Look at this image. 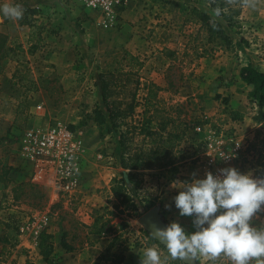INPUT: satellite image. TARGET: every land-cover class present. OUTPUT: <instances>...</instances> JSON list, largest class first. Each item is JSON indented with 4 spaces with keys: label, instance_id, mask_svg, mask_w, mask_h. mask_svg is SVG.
<instances>
[{
    "label": "rangeland",
    "instance_id": "374dc122",
    "mask_svg": "<svg viewBox=\"0 0 264 264\" xmlns=\"http://www.w3.org/2000/svg\"><path fill=\"white\" fill-rule=\"evenodd\" d=\"M25 2L28 0H0V5L23 6ZM210 3L211 0H130L123 23L114 29L95 26V12L84 10L65 28L48 29L52 36H63L65 47L61 52L44 38L46 26L38 24L40 19L31 16L24 6L22 19H3L0 30L8 32L11 41L9 50L0 56V264H115L103 257L119 253L124 247L128 249L125 256L129 250L138 251L133 264H140V255L147 247H158L166 254L164 245L148 237L141 222L146 212L140 210L128 217L114 208L112 184L121 171L115 156L118 136L109 134L108 127L101 130L92 116L101 101L100 71L113 70L125 52L139 56L145 63L136 124L144 120L145 99L149 87L155 85L156 107L147 116L153 119L154 128L173 120L168 130H178L184 120L191 127V136L200 134L198 128L238 135L245 141L246 150L234 168L254 178L264 176V120L258 105L244 96V90L235 92L236 100L242 98L258 125H253L252 135H242L227 122L235 95L232 89L243 65L240 54L216 48L212 56L196 55V51L201 52L203 47L211 50L213 45L208 43L206 29L190 16V9L211 12ZM27 21L30 24L26 25ZM238 21L239 28L233 29L237 31L235 38L242 39L248 53L264 64V0L255 10L243 7ZM60 122L83 141L81 186L74 193L61 191L49 180L34 182L32 165L19 153L20 137L28 128ZM84 122V126L80 125ZM182 147L187 148L186 143ZM196 159L187 162L198 166L199 158ZM163 173L145 172L144 191L155 204L160 198L161 181L174 177L171 172ZM23 182L28 186L16 191ZM33 213L49 217V224L37 238L19 231L22 221ZM100 214L106 215L104 233L91 235L89 227ZM253 224L264 226V215L259 213ZM43 233L51 236L54 245L50 263L41 254ZM64 236L75 248L73 252L63 248ZM29 240L35 248L28 245ZM196 264L210 262L201 258Z\"/></svg>",
    "mask_w": 264,
    "mask_h": 264
},
{
    "label": "trees",
    "instance_id": "16d2710c",
    "mask_svg": "<svg viewBox=\"0 0 264 264\" xmlns=\"http://www.w3.org/2000/svg\"><path fill=\"white\" fill-rule=\"evenodd\" d=\"M211 10L217 5L226 9L222 18L217 22L214 29L210 20V12L199 8L190 9V16H194V22L200 24L201 29H206L208 43L212 44V49L202 48L196 51L197 58L212 56L216 48L230 49L235 41L239 28V16L243 7L228 6L225 0H216L210 3ZM31 16L37 12L27 11ZM30 24L28 21L26 25ZM10 37L0 32V56L9 50ZM115 68L100 71L99 90L101 101L94 109L92 116L95 124L103 130L108 127L109 134L118 136V147L115 153L117 167L121 169L118 176L113 179L112 193L115 199L114 208L119 214H127L132 217L135 212L140 210L147 212L155 206V200L148 196L144 191L145 172L153 170H168L176 177L179 167L187 160L196 158L205 151V142H197L195 135L191 136L189 125L182 120L177 126L178 130H168V125L173 120L163 121L157 128L153 127V119L148 118L152 108H155L154 101L158 97V90L154 86L149 87L148 95L145 99L144 120L141 125L136 124L135 114L139 107V91L141 89V71L145 63L139 56L131 52H125L121 59L116 60ZM112 65H110L111 67ZM241 79L253 87L249 97L256 102L259 107L262 119H264V72L259 71L253 65L245 66L241 69ZM231 120H242L239 112L233 111L230 115ZM80 125L84 126V123ZM181 128V129H179ZM75 130L74 127H72ZM105 134V133H103ZM102 134V136H104ZM186 143L187 148L192 152L188 153L187 148H183ZM28 186L23 182L17 185V190H22ZM17 199L20 197L17 196ZM106 220L105 214L96 217L93 225L89 227V234L100 236L104 233ZM148 237L150 235L148 234ZM153 240V239H152ZM159 243L156 240H153ZM62 246L67 252H73L75 248L68 243L65 236L62 239ZM41 254L44 260L50 263V258L54 250L51 236L43 233L40 244ZM124 247L119 253H108L103 257L104 261H112L115 264H123L126 260Z\"/></svg>",
    "mask_w": 264,
    "mask_h": 264
},
{
    "label": "clouds",
    "instance_id": "9594fccd",
    "mask_svg": "<svg viewBox=\"0 0 264 264\" xmlns=\"http://www.w3.org/2000/svg\"><path fill=\"white\" fill-rule=\"evenodd\" d=\"M216 0H211L215 3ZM260 0H225L228 6L255 10ZM226 9L216 6L209 15L215 29ZM21 4L0 5V22L20 20ZM224 157V156H223ZM218 175L206 172L205 178L176 182L179 189L174 199L180 216L193 217V233H186L178 222L167 227L153 225L150 237L164 245L166 254L158 247H147L140 255V264H194L203 258L210 264H264V226L253 224L264 212V176L242 174L234 167L218 170ZM166 207H170L166 205Z\"/></svg>",
    "mask_w": 264,
    "mask_h": 264
},
{
    "label": "built area",
    "instance_id": "2783aa9c",
    "mask_svg": "<svg viewBox=\"0 0 264 264\" xmlns=\"http://www.w3.org/2000/svg\"><path fill=\"white\" fill-rule=\"evenodd\" d=\"M77 2L86 11L90 9L95 12L96 25L103 29L118 28L123 23L128 7V0ZM197 131L209 133L205 140V151L198 160L203 178L206 172L218 175L219 169L234 167L246 150L245 141L238 135L226 136L202 128ZM83 152V141L61 122L47 127H30L20 137L19 153L24 161L32 165L34 182L49 180L66 193L77 192L81 186ZM48 224L47 214L40 216L39 213H33L22 221L19 231L37 238Z\"/></svg>",
    "mask_w": 264,
    "mask_h": 264
},
{
    "label": "crops",
    "instance_id": "0c3cea01",
    "mask_svg": "<svg viewBox=\"0 0 264 264\" xmlns=\"http://www.w3.org/2000/svg\"><path fill=\"white\" fill-rule=\"evenodd\" d=\"M129 1L130 0H128V7L126 9V12L124 13V16L129 10L130 7ZM23 6L27 9V11L34 10L37 12L33 17L40 19V22L38 24H43L44 26H46L45 28L46 32L43 33L44 38H46L48 42L53 43L54 49L57 50L58 52H61L65 47V42L63 43L61 42L63 36L62 35H60L59 37L52 36V34H49L48 29L58 28L60 30L61 28H65L66 26H68V23H70V21L73 18H76L81 12L85 10L78 3L73 4L71 0H28V2H25V4H23ZM92 16H93L92 20H94L96 15L93 14ZM35 22L37 23V21ZM93 23L95 24V26H97L95 20ZM0 32L8 35V32L6 31L0 30ZM61 33H63V31ZM241 40L235 38L234 44L230 48L232 51L230 52L231 53L233 52L237 55L240 54L241 56L240 61L243 63L242 68L248 65H253L259 71L264 72V64L260 63V59L248 53V50L245 48V44ZM10 41H11V37H10ZM240 73L241 70L236 78L238 80L236 86H233L232 91H234V93L235 92L238 93L242 90L243 93L244 90L246 93L244 96L247 97L249 96L250 92L253 90V87L248 85L246 82H244L241 79ZM235 95L234 97L232 96L234 100L232 99L230 102V104H232L230 107V112L233 111L239 112L242 116V120L233 121L231 120L229 115L227 122L230 125V127L238 129L240 134L252 135L251 133L253 131V125H255L257 122H255L254 117H252L250 113H248L247 109L244 107L245 102L242 100V98H240L239 100L240 102H239L236 100L237 95L236 96ZM263 120L264 119H262V121ZM208 134L209 133L206 131L198 135H195L197 142H205ZM199 157L200 156H198V158ZM148 172H152V173L162 172V174H165L163 172H166V174L170 173V171L168 172V170H163V171L153 170ZM193 173H195L196 179L203 178L202 168H200L199 165L198 166L195 165V163L187 162L179 167V172L176 175V177H173L172 179H164V181L162 180L159 185L160 198H158L155 204V208L159 210V213L164 223L167 226L171 222H178L185 229L186 233H193L196 230L192 223L193 217L179 215V210L175 207L174 199H173L176 195H178L179 189L173 187V185L176 182L190 183L193 179ZM145 187H147V180L144 182L143 189ZM166 205L170 207H166ZM262 214L264 215V212H262ZM28 245L35 248L34 242H30V240L28 241ZM136 253H138V251L129 250V252L126 254V260L123 264H133V258L134 255H136Z\"/></svg>",
    "mask_w": 264,
    "mask_h": 264
},
{
    "label": "water",
    "instance_id": "95a60500",
    "mask_svg": "<svg viewBox=\"0 0 264 264\" xmlns=\"http://www.w3.org/2000/svg\"><path fill=\"white\" fill-rule=\"evenodd\" d=\"M1 23V22H0ZM141 222L144 224L146 230L151 233V228L153 225L159 226L160 228H165L167 225L164 223L159 210L153 208L147 211L141 218ZM196 264V261L194 262Z\"/></svg>",
    "mask_w": 264,
    "mask_h": 264
}]
</instances>
